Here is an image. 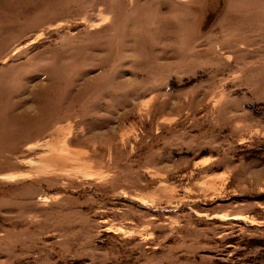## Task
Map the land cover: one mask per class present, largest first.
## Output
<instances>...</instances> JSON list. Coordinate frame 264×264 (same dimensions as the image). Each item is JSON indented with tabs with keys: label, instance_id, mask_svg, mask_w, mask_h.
Segmentation results:
<instances>
[{
	"label": "rangeland",
	"instance_id": "1",
	"mask_svg": "<svg viewBox=\"0 0 264 264\" xmlns=\"http://www.w3.org/2000/svg\"><path fill=\"white\" fill-rule=\"evenodd\" d=\"M263 104L264 0H0V264H264Z\"/></svg>",
	"mask_w": 264,
	"mask_h": 264
},
{
	"label": "trees",
	"instance_id": "2",
	"mask_svg": "<svg viewBox=\"0 0 264 264\" xmlns=\"http://www.w3.org/2000/svg\"><path fill=\"white\" fill-rule=\"evenodd\" d=\"M264 105V104H263ZM262 246V245H261ZM262 248H264V245H263V247ZM263 250V252H264V249H262Z\"/></svg>",
	"mask_w": 264,
	"mask_h": 264
}]
</instances>
